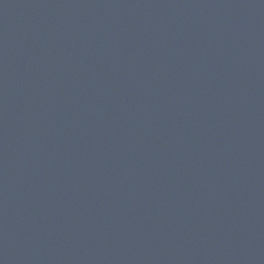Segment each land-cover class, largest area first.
Returning <instances> with one entry per match:
<instances>
[{
	"label": "water",
	"instance_id": "water-1",
	"mask_svg": "<svg viewBox=\"0 0 264 264\" xmlns=\"http://www.w3.org/2000/svg\"><path fill=\"white\" fill-rule=\"evenodd\" d=\"M0 264H264V0H0Z\"/></svg>",
	"mask_w": 264,
	"mask_h": 264
}]
</instances>
